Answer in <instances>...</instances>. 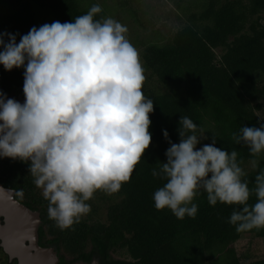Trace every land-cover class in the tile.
<instances>
[{
	"label": "trees",
	"instance_id": "trees-1",
	"mask_svg": "<svg viewBox=\"0 0 264 264\" xmlns=\"http://www.w3.org/2000/svg\"><path fill=\"white\" fill-rule=\"evenodd\" d=\"M172 1L178 28L165 35L149 29L150 38L132 44L140 49L143 91L154 100V112L149 114L152 141L118 192L98 190L88 201L91 211L71 228L60 230L48 218V201L35 186L29 163L0 158V182L15 189L21 201L41 207L40 236L63 251L62 264L65 257L74 261L97 257L101 264H264V256L243 262L234 248L243 234L264 240V228L237 232L228 223L235 206H211L206 193L194 200L195 218L181 220L168 209L157 210L153 193L164 181L152 176L157 161L166 162L170 146L162 130L179 142L178 120L187 116L209 136L215 135L218 147L238 152L247 173L243 179L254 187L257 169L264 168V153L251 155L247 146L234 142L233 133L264 121V0ZM98 4L102 12L95 19L115 15L110 13L114 6L117 15L147 28L135 8H141L139 0ZM93 5H82V0H0V33L23 35L33 26L74 22ZM126 37L132 43L127 33ZM23 72L0 65V91L12 97L24 94ZM255 202L253 194L249 203Z\"/></svg>",
	"mask_w": 264,
	"mask_h": 264
},
{
	"label": "clouds",
	"instance_id": "clouds-1",
	"mask_svg": "<svg viewBox=\"0 0 264 264\" xmlns=\"http://www.w3.org/2000/svg\"><path fill=\"white\" fill-rule=\"evenodd\" d=\"M101 12L94 4L74 22L33 26L23 35L0 33V65L24 69L25 97L21 103L0 91V158L29 163L48 201V218L60 230L91 211L88 201L98 190L118 192L152 141L154 100L143 91L139 53L125 25L95 19ZM257 123L233 133L253 156L264 153V121ZM162 131L170 146L166 162L158 160L152 169L164 181L153 193L157 210L195 218L194 200L206 193L211 206H235L228 223L237 232L264 228V168L250 188L238 152L218 147L216 136L191 118L180 116L179 142Z\"/></svg>",
	"mask_w": 264,
	"mask_h": 264
},
{
	"label": "rangeland",
	"instance_id": "rangeland-1",
	"mask_svg": "<svg viewBox=\"0 0 264 264\" xmlns=\"http://www.w3.org/2000/svg\"><path fill=\"white\" fill-rule=\"evenodd\" d=\"M101 0H82V5L86 2L99 3ZM108 5L114 4V0H104ZM143 4L141 8L146 10L144 14L141 13V8L135 6L138 11V17L146 24V27H140L136 23L126 19L121 15H117L114 10V6H110L115 15H112V18L121 22L128 29L127 36L132 38V44H136V40H146L151 37V32L149 29L159 30L162 35L170 34L172 31H175L178 28V23L176 20V12L174 11L175 6L172 0H139ZM109 7V9H110ZM135 24V27H134ZM137 38V39H136ZM139 53L140 49L137 46H134ZM140 60V59H139ZM203 143H208L204 141ZM95 215V214H94ZM86 216V215H85ZM84 216V217H85ZM96 216H102V214L96 213ZM234 248L237 255L242 259L243 262H247L251 259H257L264 256V240L256 238L254 234H243L240 239L234 243ZM60 253L63 254V251L60 250ZM67 258V257H66Z\"/></svg>",
	"mask_w": 264,
	"mask_h": 264
},
{
	"label": "water",
	"instance_id": "water-1",
	"mask_svg": "<svg viewBox=\"0 0 264 264\" xmlns=\"http://www.w3.org/2000/svg\"><path fill=\"white\" fill-rule=\"evenodd\" d=\"M24 99L25 97H18V99L16 100L23 103ZM0 186L2 185L0 184ZM0 195H3L5 197L4 199H0L3 200L0 201V213L6 216L5 225H0V238L2 240L1 245L5 249V251L9 254H12V251L17 252L19 256V264H54L55 258L54 256H52V253L50 251L45 250V252H47V258H45V256L43 255L33 254L31 249L32 247L26 246L25 240L21 239L26 235H29V239L34 237L37 234L36 224L33 223L31 228L26 227L24 230L22 229L18 232L16 231L15 236L12 238L10 237L14 232L9 233V225H12L13 230H16L15 221H17L19 217L26 216L30 220V222L34 218L37 223L38 216L37 214H34L32 211H30L28 208H25L24 206L20 205L15 199H13V190L5 189L2 186L0 187ZM11 211H13L14 216L11 215ZM14 211L17 212L16 215ZM32 245L34 247V243Z\"/></svg>",
	"mask_w": 264,
	"mask_h": 264
},
{
	"label": "flooded vegetation",
	"instance_id": "flooded-vegetation-1",
	"mask_svg": "<svg viewBox=\"0 0 264 264\" xmlns=\"http://www.w3.org/2000/svg\"><path fill=\"white\" fill-rule=\"evenodd\" d=\"M8 97L18 99V97H21V98L24 97V94H17L15 95V97H12V96H8ZM0 184L5 189L13 190V199H15L20 205L24 206L25 208H28L30 211H32L34 214H37L38 216L37 223L34 218L30 222V220L26 216L19 217V219L15 221L17 232L22 229L24 230L26 227L31 228L33 223L37 225V234L34 237L29 239V235H26L21 238L22 240H25L26 246L32 247L31 249H32L33 254L43 255L45 256V258H47V252H45V250L50 251L52 253V256H54L55 258L54 264H62L61 258H60L62 254L60 253V251H58L57 248H55V246H53L52 244L46 243L45 241H43L42 237L40 236V230L43 224V212H42L41 207H39L38 204L36 203L34 204L33 202H30V204H27L26 202L21 201L15 196L16 194L15 189L4 186L2 182H0ZM4 198L5 197L3 195H0V199H4ZM0 201H3V200H0ZM0 221H1L0 223L1 226L5 225L6 216L4 214L0 213ZM12 236L13 234L10 237L12 238ZM33 243H34V247L32 245ZM1 244H2V240L0 238V264H19L20 262H19L18 253L15 251H12V254L7 253ZM64 260H65L64 264H67V261H71V264H101L99 258L97 257H93L89 261H83V260L74 261L66 257L64 258Z\"/></svg>",
	"mask_w": 264,
	"mask_h": 264
},
{
	"label": "bare ground",
	"instance_id": "bare-ground-1",
	"mask_svg": "<svg viewBox=\"0 0 264 264\" xmlns=\"http://www.w3.org/2000/svg\"><path fill=\"white\" fill-rule=\"evenodd\" d=\"M14 212H15V211H14ZM16 214H17V212H15V215H16ZM11 215L14 216L13 211H11ZM10 219H13V218H10ZM9 228H11V229H8V230H9V233H10V232H12V233L14 232V233H13V236H12V237H14V236H15V232H16L17 229H16V230H13V226H12V225H9ZM16 234H17V233H16Z\"/></svg>",
	"mask_w": 264,
	"mask_h": 264
}]
</instances>
